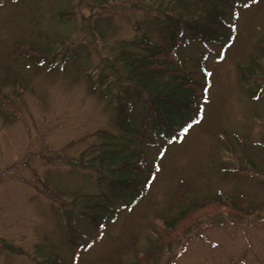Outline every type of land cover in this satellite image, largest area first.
I'll return each mask as SVG.
<instances>
[{
  "label": "rangeland",
  "instance_id": "1",
  "mask_svg": "<svg viewBox=\"0 0 264 264\" xmlns=\"http://www.w3.org/2000/svg\"><path fill=\"white\" fill-rule=\"evenodd\" d=\"M176 2L0 0V264H264V0L217 2L233 26L222 43L168 30V18L193 20L211 6ZM142 37L205 85L200 118L170 140L147 120L158 145L142 128L149 97L119 57L145 54ZM125 104L144 136L131 143L152 172L140 198L123 194L131 205L111 193L116 173L96 165L99 132L122 141ZM219 193L242 206L187 209ZM103 196L117 214L97 228L84 215Z\"/></svg>",
  "mask_w": 264,
  "mask_h": 264
},
{
  "label": "trees",
  "instance_id": "2",
  "mask_svg": "<svg viewBox=\"0 0 264 264\" xmlns=\"http://www.w3.org/2000/svg\"><path fill=\"white\" fill-rule=\"evenodd\" d=\"M170 1L174 2V0ZM176 1L177 5L181 8L180 10L184 8H187L186 10L189 9L188 5L184 4V0L183 2L181 0ZM208 1L211 3V6L193 20L175 18L174 24L171 25V18H168L166 21L168 30L175 27V24H179L191 30L198 39L204 42H230L233 34V26L225 22L223 17L224 14L221 11H217V2L222 1L227 6H233L235 4L242 5L245 3L243 1L252 0ZM143 38L144 37H142L137 44L143 46V50L146 51L145 54L136 57L130 56L128 52L122 51L123 53L121 52L119 57L127 63L126 71L128 80L132 82L136 88L145 92L149 97L147 103L148 109L145 116L146 120L143 121L142 128L146 131L152 144L158 145V139L147 127V120L152 118L155 128H158L160 134L165 137L166 140H170L175 133H179L200 118V102L203 99L202 96L204 95L205 85L203 83L197 85L196 82L193 81L190 72L181 68L178 60L175 58L176 54L172 50L148 42ZM260 56L264 59V46H262V50H260ZM168 63H173L176 66V70H167ZM255 65L259 70L262 68L258 64ZM205 77L203 76V78ZM138 94L140 93H137V95ZM124 106H126L124 109L126 115H121L116 119V124L121 131L120 136L122 137V141L118 139V141L115 140L117 142H114L111 133L104 131L99 132L98 134L106 141L103 146H98V148L102 150V155L96 165L99 168L98 171L108 168L110 171L109 173H116L114 176L110 175L112 177V180L109 182L111 193L121 205H131L132 203H127L126 200L122 199L123 194H127V197L131 199L137 200V198H140L141 191H139V188L143 186L142 190H147L148 183L151 181L152 172L145 169L142 155L140 157V152L138 153L131 143L132 135L135 131L133 130L129 114H127L129 105L125 104ZM135 136L140 138L144 137L138 133H135ZM93 150L95 149L89 148L88 152H85L89 154ZM134 158L139 159V165L132 163V159ZM96 165L93 166L96 167ZM84 167L92 168V166L86 163ZM141 176H144L143 181H140L142 180ZM89 199V195L83 200L82 197L80 198V200L84 202ZM103 199L104 205L99 206V212H96L98 207L90 206V212L84 215L88 218L89 222L97 228L102 227L109 217L114 218V215L117 214L111 206H108L109 200L105 199L104 196ZM211 204H223L226 208H233L235 210H239L240 206H242V204L234 203L230 198L219 193L212 199H207L205 201L200 200L197 203H193L189 205L187 209L197 212L207 209ZM109 208H112V210ZM243 210L245 216L253 214V211L248 212L245 209ZM186 212V209L183 210L176 219L168 222L167 226L170 228V226L173 227V225L180 222L181 219L185 217ZM67 240L70 245L75 248L77 247L72 232H70ZM57 258V256H54L51 264H63Z\"/></svg>",
  "mask_w": 264,
  "mask_h": 264
},
{
  "label": "snow or ice",
  "instance_id": "3",
  "mask_svg": "<svg viewBox=\"0 0 264 264\" xmlns=\"http://www.w3.org/2000/svg\"><path fill=\"white\" fill-rule=\"evenodd\" d=\"M185 131H187V130H185Z\"/></svg>",
  "mask_w": 264,
  "mask_h": 264
}]
</instances>
